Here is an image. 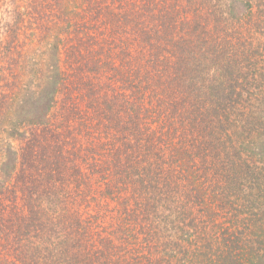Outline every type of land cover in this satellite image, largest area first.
Here are the masks:
<instances>
[{
  "label": "trees",
  "instance_id": "obj_1",
  "mask_svg": "<svg viewBox=\"0 0 264 264\" xmlns=\"http://www.w3.org/2000/svg\"><path fill=\"white\" fill-rule=\"evenodd\" d=\"M0 264H264V0H0Z\"/></svg>",
  "mask_w": 264,
  "mask_h": 264
},
{
  "label": "rangeland",
  "instance_id": "obj_2",
  "mask_svg": "<svg viewBox=\"0 0 264 264\" xmlns=\"http://www.w3.org/2000/svg\"><path fill=\"white\" fill-rule=\"evenodd\" d=\"M124 1H127V0H124ZM54 121H55V117H54ZM83 166V165H82ZM81 166V167H82ZM68 172H66V171H63V172H58V173H56L54 176L56 177V178H58V179H65V180H67V179H71V181L72 180H74V181H72V183H74L75 184V179L74 178H76V174H74V173H71V174H67ZM78 178H79V176H77ZM90 180L89 179H84V176H83V178H82V180L80 181V182H83V184L85 185V186H87L88 187V189H89V193H93V190L95 189V185L94 184H90V182H89ZM75 186L77 187V184H75ZM84 202V204H86V202L85 201H83ZM111 207L112 206H109L108 208H106L105 210H103V206H99V208L95 211L96 213H100V214H104V215H102L100 218H99V221H101V220H107L108 218L107 217H109V216H111V214L109 213V211L108 210H110L111 209ZM118 208V207H117ZM104 220V221H105ZM103 221V222H104ZM102 222V223H103Z\"/></svg>",
  "mask_w": 264,
  "mask_h": 264
}]
</instances>
